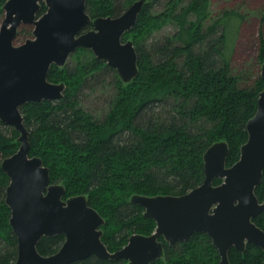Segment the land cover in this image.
<instances>
[{
    "label": "trees",
    "instance_id": "1",
    "mask_svg": "<svg viewBox=\"0 0 264 264\" xmlns=\"http://www.w3.org/2000/svg\"><path fill=\"white\" fill-rule=\"evenodd\" d=\"M5 1L0 0V15ZM133 1L87 0L86 12L91 18L118 16ZM159 1H147L135 25L123 35V40L132 38L138 56V74L130 82H123L89 49L79 48L70 55L72 60L49 69V81L65 83L63 96L20 107L29 155L42 159L51 183L65 187L63 198L86 196L104 219L101 239L110 251L123 247L132 234L149 235L155 229L143 208L130 202L133 194L180 195L200 185L203 153L215 142H227V166L239 158L247 139L246 122L264 88L260 74L250 80V74H236L231 68L235 12L212 17L210 0H161V9L155 12ZM45 10L41 3L38 15ZM168 24L175 27L172 34L152 39L153 31ZM23 28L32 33L31 25ZM257 61L264 62V35ZM100 88L112 90L108 107L100 112L86 108L89 96ZM18 136L13 126L0 121V163L18 149ZM8 183L0 167V264H13L17 257L5 203ZM255 195L264 201V170ZM254 222L264 230V211ZM63 241V234L44 236L37 250L53 254ZM228 258L231 264H260L264 252L247 244L243 253L231 248ZM219 260L210 238L196 232L173 245L164 242L163 256L150 264H219ZM68 264L127 261L90 255Z\"/></svg>",
    "mask_w": 264,
    "mask_h": 264
},
{
    "label": "water",
    "instance_id": "2",
    "mask_svg": "<svg viewBox=\"0 0 264 264\" xmlns=\"http://www.w3.org/2000/svg\"><path fill=\"white\" fill-rule=\"evenodd\" d=\"M86 1L6 0L2 6L0 121L19 133L18 149L0 163L9 178L5 203L17 239L13 264H68L90 255L150 264L163 256L164 242L173 245L196 232L211 239L219 264H231V247L242 253L250 243L264 252V230L254 222L264 211V201L255 195L264 170V88L254 115L246 122L247 139L240 146L239 158L227 166L228 144L215 142L203 153L204 179L200 185L180 195L133 194L130 202L143 208L144 216L155 222V230L149 235L132 234L115 251L108 250L102 241L104 219L86 196L63 198L65 187L51 183L42 159L29 155L28 130L20 107L63 96L65 83L48 80L51 65L62 67L73 52L85 48L113 67L125 83L138 74L135 46L132 40H123V35L135 25L147 0L133 1L118 16L95 18L86 12ZM41 3L46 10L38 15ZM21 25L33 26L32 36L16 44ZM260 76L264 80V62ZM215 179L220 183L214 184ZM57 234L64 235L60 248L50 255L39 253V240Z\"/></svg>",
    "mask_w": 264,
    "mask_h": 264
},
{
    "label": "rangeland",
    "instance_id": "3",
    "mask_svg": "<svg viewBox=\"0 0 264 264\" xmlns=\"http://www.w3.org/2000/svg\"><path fill=\"white\" fill-rule=\"evenodd\" d=\"M151 1V0H147ZM160 0L153 8V11H160ZM44 4V3H43ZM128 7V6H127ZM122 12L126 10V8ZM223 11H232L236 13L234 19L232 37V51L230 53V65L236 74H250V80L260 74L261 64L257 61V52L259 48V39L264 35V0H210L209 12L210 16L217 17ZM121 12V13H122ZM3 20V14L0 15V26ZM27 25H21L18 33L20 40H16V44L22 43L26 38H30L32 33L27 29L21 28ZM175 27L171 24L164 25L159 30L152 33V39H160L167 34H172ZM25 30L28 32L26 33ZM26 38L24 39L23 37ZM132 40V38H129ZM128 39V40H129ZM127 40V39H125ZM70 56L67 61L72 60ZM52 82V81H51ZM59 83V82H54ZM248 84V82H246ZM245 84V83H244ZM112 93L111 88H100L93 95L89 96V102L85 103L86 108L101 109L108 107L107 97ZM87 94V93H86Z\"/></svg>",
    "mask_w": 264,
    "mask_h": 264
},
{
    "label": "flooded vegetation",
    "instance_id": "4",
    "mask_svg": "<svg viewBox=\"0 0 264 264\" xmlns=\"http://www.w3.org/2000/svg\"><path fill=\"white\" fill-rule=\"evenodd\" d=\"M122 13H123V12H122ZM32 27H33V26H32ZM219 183H220V182H219ZM260 202H261V201H260ZM154 230H155V229H154ZM153 232H154V231H153ZM210 240H211V239H210ZM247 244H250V243H246V244H245V249H246ZM252 245H253V244H252ZM231 248H234V247H231ZM231 248H230V249H231ZM230 249H229V250H230ZM234 249H235V248H234ZM235 250H236V249H235ZM244 251H245V250H244ZM242 253H243V252H242Z\"/></svg>",
    "mask_w": 264,
    "mask_h": 264
}]
</instances>
